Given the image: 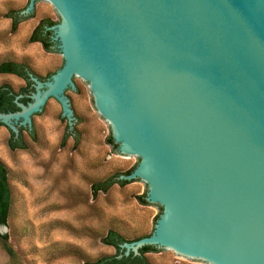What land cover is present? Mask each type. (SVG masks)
I'll use <instances>...</instances> for the list:
<instances>
[{"label": "water", "instance_id": "obj_1", "mask_svg": "<svg viewBox=\"0 0 264 264\" xmlns=\"http://www.w3.org/2000/svg\"><path fill=\"white\" fill-rule=\"evenodd\" d=\"M38 0H29L28 15ZM57 11L53 49L64 65L19 111L14 134L81 78L116 151L141 162L161 213L145 246L211 264H264V0H40Z\"/></svg>", "mask_w": 264, "mask_h": 264}, {"label": "rangeland", "instance_id": "obj_2", "mask_svg": "<svg viewBox=\"0 0 264 264\" xmlns=\"http://www.w3.org/2000/svg\"><path fill=\"white\" fill-rule=\"evenodd\" d=\"M28 4L29 0H0V64H26L46 81L61 70L64 58L58 51L46 52L39 43H30L29 37L41 20L59 24L60 17L51 4L38 0L24 15L31 17L12 30L8 12L21 13ZM73 84L75 90L63 92L72 112L71 128L55 99L31 118L36 141L24 132V150H11L10 133L0 126V161L8 170L11 191L7 225L0 226V234L7 235L18 264H84L114 255L115 250L101 242L107 232L115 231L127 241L148 237L161 213L157 204L139 203L137 198L148 191L142 179L92 193L93 183L124 174L141 159L117 152L108 143L111 128L94 106L89 82L77 78ZM0 85L18 92L25 82L0 74ZM146 258L151 264H211L163 249L147 253ZM0 264H13L1 249Z\"/></svg>", "mask_w": 264, "mask_h": 264}, {"label": "trees", "instance_id": "obj_3", "mask_svg": "<svg viewBox=\"0 0 264 264\" xmlns=\"http://www.w3.org/2000/svg\"><path fill=\"white\" fill-rule=\"evenodd\" d=\"M7 17L12 20V30H15L20 21L31 16L25 17V16H21L19 12L10 11L8 12ZM53 25H55V23L49 19L41 20L32 31L29 37V42L39 43L46 52L56 51L55 49L52 48L54 43L51 41V32L47 30ZM0 74L14 75L25 82V87L21 88L18 92H14L13 89L8 85H0V113H4V114L14 113L19 111V108L14 102L17 96H21V98L18 99V103L27 104L28 102H30L29 96L34 92L32 86L33 83L30 80V75L42 81L41 78L35 75L32 72V70L26 64L23 63H15L11 61L1 63ZM0 126L3 125L0 124ZM24 132L27 133V135L31 138L32 141L34 142L36 141V135L33 128V124L31 129L18 127L17 134H14L13 132L9 131L10 138L8 140V147L11 150H16V149L24 150L26 148V145L23 142ZM70 134L73 135L72 132ZM108 143L111 144L116 150V146L113 144L111 136L108 139ZM133 169L125 172L124 174H116L103 181L93 183L91 185L92 193L94 195L98 193H106L114 185H118L119 187H124L130 184L131 182L120 180L119 177L129 175ZM144 197L145 195L139 196L137 198L141 205H147V202L145 201ZM10 208H11V191L8 183V170L6 166L0 161V226L1 227L7 225ZM101 242L103 245L113 248L115 250V254L111 256H104L94 261H87L84 264H151L146 258V254L157 251V249L154 247L145 246L139 250L138 256H134L132 253H130L128 256H125L124 250H121L120 246L124 243L133 242V241H127L123 236H121L119 233L115 231L107 232L106 235L102 238ZM0 249L6 254L8 260L11 263L13 264L19 263L15 251L7 241V235L0 234Z\"/></svg>", "mask_w": 264, "mask_h": 264}]
</instances>
